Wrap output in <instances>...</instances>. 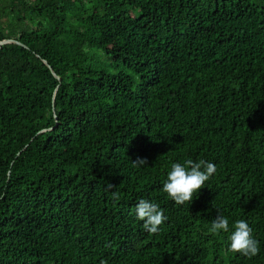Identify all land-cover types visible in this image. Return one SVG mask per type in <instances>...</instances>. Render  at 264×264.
<instances>
[{
  "label": "trees",
  "instance_id": "trees-1",
  "mask_svg": "<svg viewBox=\"0 0 264 264\" xmlns=\"http://www.w3.org/2000/svg\"><path fill=\"white\" fill-rule=\"evenodd\" d=\"M5 39L26 47L0 45V264H264V0H0ZM188 159L217 170L178 205Z\"/></svg>",
  "mask_w": 264,
  "mask_h": 264
},
{
  "label": "clouds",
  "instance_id": "clouds-1",
  "mask_svg": "<svg viewBox=\"0 0 264 264\" xmlns=\"http://www.w3.org/2000/svg\"><path fill=\"white\" fill-rule=\"evenodd\" d=\"M133 163L140 166L148 162L146 158L137 157ZM216 170V164L203 159L198 162L188 159L183 164L172 163L171 170L163 184V191L178 205L192 202L194 193L204 187L205 182ZM107 187L111 189L114 185L109 183ZM112 198L119 200V193L113 192ZM135 212L137 219L143 221V227L150 233H157L160 225L167 220V216L160 206L148 199H140L136 204ZM221 230L229 231V220L223 215H218L212 222L210 232L218 234ZM229 240L228 250L231 252L240 253L249 258L260 252V242L253 236V228L244 219L234 222V231L231 232Z\"/></svg>",
  "mask_w": 264,
  "mask_h": 264
},
{
  "label": "water",
  "instance_id": "water-1",
  "mask_svg": "<svg viewBox=\"0 0 264 264\" xmlns=\"http://www.w3.org/2000/svg\"><path fill=\"white\" fill-rule=\"evenodd\" d=\"M19 44V45H22V46H24V47H26L23 43H21L20 41H18V40H15V39H5V40H1L0 41V45H4V44ZM44 63L50 68V69H52V67H51V65L49 64V62L47 61V60H44ZM53 70V69H52ZM53 74H54V76L58 79V80H60L61 81V77L57 74V73H55V71L53 70ZM45 130H42V131H40L39 133H42V132H44Z\"/></svg>",
  "mask_w": 264,
  "mask_h": 264
}]
</instances>
